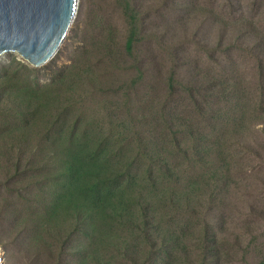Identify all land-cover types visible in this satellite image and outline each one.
I'll use <instances>...</instances> for the list:
<instances>
[{"label": "rangeland", "instance_id": "374dc122", "mask_svg": "<svg viewBox=\"0 0 264 264\" xmlns=\"http://www.w3.org/2000/svg\"><path fill=\"white\" fill-rule=\"evenodd\" d=\"M130 1L141 24L132 52L125 46L128 25L124 0H78L65 41L51 60L36 66L38 71L33 77L47 83L58 66L74 63L81 55L90 58L75 65L86 70V75L94 74L88 78L97 84L99 95L89 109L93 118L106 126L118 129L123 123L130 130L143 156L134 162L135 169L141 167V171L149 162L154 166H172L181 151L174 148L171 138L187 140L197 144V148L191 157L180 158L183 165L178 174L182 183L172 184L181 190L152 200L157 207L149 208L146 217L142 215L143 205L133 206L132 213L123 221L124 233H114L108 243L95 246L97 260L78 261L84 239L72 234L68 247L61 253L66 257L70 251L72 258L50 264H260L264 260V111L238 120L235 129L223 124L227 119V95H221L222 90L211 84L217 75L209 56L199 53L198 42L203 40L207 44L213 40L214 30H225V47L214 65L232 67L233 75L246 86L252 77V61L226 47L231 46L235 32L245 42L247 54L253 39L261 38L260 48H264V0ZM207 11L219 12L225 19L214 29L208 25L196 36L201 14ZM248 22L252 24L251 31ZM180 31L190 34L180 40L183 48H178L172 39ZM11 56L24 60L16 52L4 53L0 55V70ZM173 71L176 81L171 78ZM258 95V101L264 98V92L258 90L250 92V99ZM171 112L176 117L175 126L168 124ZM182 129L191 134H180ZM129 149L130 155L136 150L132 144ZM47 150L35 162L38 169L34 174L13 176L14 169L7 167L6 158L0 160L2 264H44L40 260L32 263L25 253L29 232L44 218L33 215L35 207L23 209L32 199L35 204L45 201V182L57 176L46 169L41 159ZM159 170L173 178L170 167ZM203 173L206 180L193 185L191 181ZM30 185L41 192L37 199L27 195L25 200L26 196L12 202L15 189ZM148 216L153 227L146 223ZM213 232L218 238L211 249ZM165 245H169L166 249L171 253L151 255Z\"/></svg>", "mask_w": 264, "mask_h": 264}, {"label": "trees", "instance_id": "16d2710c", "mask_svg": "<svg viewBox=\"0 0 264 264\" xmlns=\"http://www.w3.org/2000/svg\"><path fill=\"white\" fill-rule=\"evenodd\" d=\"M123 7L128 25L125 46L128 52H132L141 24L137 10L130 0H124ZM201 16L200 25L195 30L196 36L208 25H212L214 29L218 22L225 19V16L215 11H207ZM249 24L248 29L251 31L252 24L248 22ZM224 31L214 30L213 40L207 44L200 40L198 49L199 53L203 52L209 56L216 72L217 77L211 84L222 90L221 95L224 92L227 95V119L223 124L235 129L238 120L252 118L260 110L264 111V98L258 101L261 95L250 99V92H264V48H260L261 38L253 39L251 53L248 54L254 56H249L243 39L235 32L231 36L232 44L226 49L237 51L240 57H246L253 63L250 66L251 81L245 80L244 86L233 75L232 67L223 63L214 65L225 47L222 37ZM246 31L247 28L244 33ZM189 35L180 31V34L172 39L178 48H183L180 40ZM83 59L90 60L81 55L74 63L58 66L54 71L55 76L47 83L33 77L38 67L15 56L3 62L4 68L0 70V160L6 158L7 167L14 169L13 176L34 174L38 169L35 162L45 149H49L41 159L46 169L57 173L54 179L45 182L46 200L35 204L32 199L23 209L25 211L35 207L33 215L44 218L28 234L25 253L27 252L32 263L40 260L44 264H50L57 259L64 261L66 257L72 258L70 251L66 253V257L62 255L72 234L78 235L77 239H84L78 261L86 258L97 260L95 246L108 243L109 237L114 233H124L125 226L122 224L127 220L128 214L132 213L133 206L143 205L142 215L146 217L149 208L157 207L152 200L157 201L167 193L176 194L181 190L175 189L172 184L182 183L178 174L183 165L180 158L191 157L197 148V144L187 140L185 146L186 142L171 138L169 140L175 143L174 148L181 151L172 166H154L149 162L141 171V167L133 168L134 162L143 157L140 154V144L130 135V130L125 124L122 123L115 129V126H106L99 119L93 118L89 107L97 99L99 91L97 84L88 78L94 74L86 75V70L81 71L75 67ZM171 78L176 81L175 71L172 72ZM84 94L92 98L86 99ZM248 94V99H245ZM168 117V124L175 126L174 113L171 112ZM231 132L235 133V130ZM180 134L187 136L191 132L182 129ZM130 144L136 149L131 155ZM192 161H195V158ZM217 162L218 157L215 156L214 164ZM49 165L52 167L49 168ZM166 167H170V171L174 172L171 174L172 179L159 170ZM216 174L215 172L214 176ZM205 180L203 173L196 175L195 181L191 183L194 185ZM147 182H150V185ZM193 185L191 187L195 193ZM36 189L37 187L32 185L15 189L13 194L11 193L12 202H19L26 196L23 199L25 200L27 195L37 199L41 192ZM149 216L146 219L148 225L151 223ZM153 225L150 224V227ZM68 232L70 234L66 236ZM217 238L215 232L210 235L211 249H214ZM56 242L60 243L56 245ZM167 246L169 245H165L163 249L159 248L151 255L155 256L157 252L171 253L166 249ZM260 264H264V260Z\"/></svg>", "mask_w": 264, "mask_h": 264}, {"label": "water", "instance_id": "95a60500", "mask_svg": "<svg viewBox=\"0 0 264 264\" xmlns=\"http://www.w3.org/2000/svg\"><path fill=\"white\" fill-rule=\"evenodd\" d=\"M77 7L78 0H0V55L16 52L32 66L47 63L65 41Z\"/></svg>", "mask_w": 264, "mask_h": 264}]
</instances>
